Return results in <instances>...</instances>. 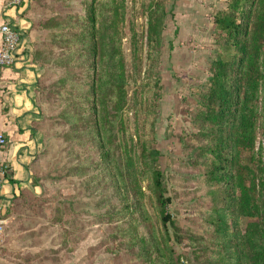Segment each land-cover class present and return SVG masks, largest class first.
<instances>
[{"label": "rangeland", "instance_id": "1", "mask_svg": "<svg viewBox=\"0 0 264 264\" xmlns=\"http://www.w3.org/2000/svg\"><path fill=\"white\" fill-rule=\"evenodd\" d=\"M88 1L96 9V32L105 20L114 29L117 63L108 69L106 62L102 68L107 90L117 79L108 72L114 67L118 72L119 66L122 92L117 91L115 100L125 95L121 111L114 109L115 102L108 108L101 133L111 158L120 154L131 162L134 187L127 189L122 180L112 184L110 176L117 171L95 151L99 138L96 123L90 122L95 63L88 54L92 41L82 32L93 22L85 0H29L36 35L32 57L42 69L37 104L45 145L34 175L42 192L31 196L24 209L39 216L43 243L55 247L29 260L172 264L180 257V264H221L212 219L225 207V194L204 175L208 163L200 147L206 139L198 137V113L212 63L233 53L216 46L213 33L214 15L226 9L229 0H213L207 23L196 24L199 29H176L179 0ZM153 19L160 32L151 44L148 28ZM260 56L263 77L255 101L254 148L243 156L242 165L248 187L257 185L264 212V46ZM144 147L160 152L159 168L172 198L167 231L148 189L151 176L144 167ZM254 221L240 218V229ZM4 243L5 231L0 251ZM221 245L227 247L224 240Z\"/></svg>", "mask_w": 264, "mask_h": 264}, {"label": "trees", "instance_id": "2", "mask_svg": "<svg viewBox=\"0 0 264 264\" xmlns=\"http://www.w3.org/2000/svg\"><path fill=\"white\" fill-rule=\"evenodd\" d=\"M85 2L93 22L89 30L84 27L82 32L85 38L92 41L88 54L95 63L93 112L91 117L88 116L90 122L96 123V136L99 140L95 151L98 156H106L109 169L117 171V174L110 176L111 179L108 177L112 184L122 180L128 189L134 187L131 162L128 159L124 162L120 154L117 155L119 158H111V149L107 147L101 133L102 122L108 123L107 110L110 105L115 102L114 109L121 111L120 105L124 107L125 103V95L115 100L117 91L119 95L122 92L120 67L118 72L116 67L114 72H108L112 73V79L117 76L110 90H107L109 82L104 81L102 72L106 62L109 64L108 69L117 63L114 29L105 20L96 32V9L92 1ZM157 28L154 19L151 20L148 28L151 44L159 35L160 30ZM213 33L216 46L233 50L232 54L220 55L212 63L208 83L200 94L198 113L201 122L198 137L206 139V143L200 147L202 157L208 163V173L204 175L211 185L221 187L225 194V207L216 210V219H212L215 248L218 249L220 261H223L221 264H264V212L260 211L257 185L248 187L242 165L243 156L253 152L254 148L255 101L259 80L263 77L260 54L264 46V0H229L227 8L214 15ZM105 35H108V39ZM82 45L88 47L87 42ZM142 153L144 167L148 168L151 176L148 189L154 198L161 226L167 231L168 225L172 224L169 212L172 198L168 195L164 175L159 168L160 152L152 147H144ZM242 217L257 221L249 223L242 230L239 226ZM175 236L176 242H180L178 235ZM223 240L227 247L221 245ZM171 251L174 255L173 247ZM171 263L180 264V257L174 258Z\"/></svg>", "mask_w": 264, "mask_h": 264}, {"label": "crops", "instance_id": "3", "mask_svg": "<svg viewBox=\"0 0 264 264\" xmlns=\"http://www.w3.org/2000/svg\"><path fill=\"white\" fill-rule=\"evenodd\" d=\"M7 3L8 0H0V26L7 22L14 24L22 42L15 63L0 70V132L7 140L0 160L8 167L0 194V215L5 221L0 264H49L29 260L34 255L38 260L43 250L55 247L43 243L39 216L29 208L24 209L31 196H40L42 192V185L34 181V175L45 145L37 104V83L42 69L32 57L36 39L34 17L29 0L15 8H9ZM179 3L174 18L176 29H199L197 23H207L206 15L211 10L207 7L213 0H179ZM1 47L0 35V50Z\"/></svg>", "mask_w": 264, "mask_h": 264}, {"label": "built area", "instance_id": "4", "mask_svg": "<svg viewBox=\"0 0 264 264\" xmlns=\"http://www.w3.org/2000/svg\"><path fill=\"white\" fill-rule=\"evenodd\" d=\"M24 0H8L7 6L15 8L20 6ZM0 35L2 38V47L0 50V70L8 68L15 63L17 52L21 47V35L17 27L12 23H3L0 26ZM7 140L0 132V153L6 148ZM8 173L7 165L0 160V194L4 187L6 175ZM5 231V221L0 215V248L2 237Z\"/></svg>", "mask_w": 264, "mask_h": 264}]
</instances>
